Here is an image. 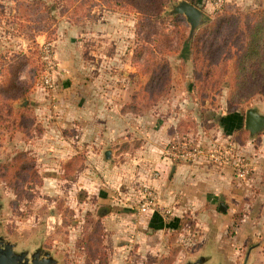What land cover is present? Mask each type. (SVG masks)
Segmentation results:
<instances>
[{
	"label": "rangeland",
	"instance_id": "obj_1",
	"mask_svg": "<svg viewBox=\"0 0 264 264\" xmlns=\"http://www.w3.org/2000/svg\"><path fill=\"white\" fill-rule=\"evenodd\" d=\"M42 1L36 10L29 4L33 0H0V54L29 59L18 72L28 92L13 104L16 112L27 108V128L0 123V237L28 255L47 251L56 264H186L201 255H216L211 264H243L247 252V264H264V226L238 225L245 200L232 215L220 211L219 203L226 202L221 185L214 184L224 169L236 172V158L249 161L238 143L252 142L262 133L250 138L244 120L239 134L226 129L232 60L219 63L215 85L205 89L194 84L190 54L194 35L223 5L248 12L264 0H199L196 7L205 23L190 39L184 16L185 26H166L172 36L162 55L170 70L156 88L148 87L143 63L132 59L137 45L133 11L96 5L90 17L75 22L61 14L59 0ZM176 1L166 3L162 18L177 16L168 14ZM48 48L55 65L50 88L42 80V54ZM241 100L233 108L243 118L252 107L264 113V95ZM67 106H86L89 117L99 107L101 119L108 112L117 119L125 131L107 149L109 158L92 143L70 140L80 121L73 116L72 125H64L61 113ZM129 126L134 132L127 131ZM20 152L31 158L30 173L26 171L30 180L21 198L9 181L12 159ZM93 152H99L98 159ZM144 159L155 165L165 160L167 169L146 166ZM130 165L135 173L146 167L148 177L133 180ZM7 166L8 178L2 172ZM172 166L182 168L179 179L169 177ZM100 179L110 182L102 184L103 199L94 188ZM144 186L153 187L157 196L155 208L146 212L140 211ZM150 211L162 225L145 221Z\"/></svg>",
	"mask_w": 264,
	"mask_h": 264
},
{
	"label": "trees",
	"instance_id": "obj_2",
	"mask_svg": "<svg viewBox=\"0 0 264 264\" xmlns=\"http://www.w3.org/2000/svg\"><path fill=\"white\" fill-rule=\"evenodd\" d=\"M169 1L59 0L58 5L61 8V14L75 22L84 17H90V12L96 5L104 7L118 5L133 11L137 15L135 28L137 45L133 48L132 59L135 63H143L142 71L149 74L148 87L156 88L159 87L160 80L164 79V74L169 76L170 70V65L162 54L171 43L169 40L172 33L165 27L186 25L181 15L170 18L161 17L162 9ZM186 1L194 6L199 4V0ZM29 4L36 10H40L44 5L42 0H33ZM27 7L29 8L30 5ZM168 21L173 22L170 24L167 23ZM154 46L157 48L156 54ZM190 54L194 84L205 89L206 85H215V70L219 63L223 60H232L229 105L226 112V115H230V121L226 129L234 130L239 134L244 118L237 108H233V104L241 103L243 96L264 95V5L248 12L231 5H223L208 24L194 35ZM28 63L29 59L24 55L8 57L0 54V123L12 121V127L20 131L27 128L23 123L27 108L16 112L13 104L28 92L29 85H24L18 79V72ZM203 98L202 96V100ZM19 154L12 159L13 173L9 176V181L21 198L26 193L24 185L27 180H30L28 174L31 169V158L26 157L25 152ZM9 169L8 166L3 168L4 177L8 178Z\"/></svg>",
	"mask_w": 264,
	"mask_h": 264
},
{
	"label": "crops",
	"instance_id": "obj_3",
	"mask_svg": "<svg viewBox=\"0 0 264 264\" xmlns=\"http://www.w3.org/2000/svg\"><path fill=\"white\" fill-rule=\"evenodd\" d=\"M65 108L66 110H64V113L63 110L61 113V121H65L64 125L66 127L72 125L69 120H71L73 116H77L79 118L78 120L80 121L78 127H76L78 130L76 136L74 137V139L70 140L77 145L81 142H84L87 143V145H89V143H92L93 145L100 147V153L103 157L106 150L110 149V146L120 141L118 133L121 131H125L121 130L119 125H117V119L114 118L112 113H105L103 119H101V109L99 107L92 108L91 117H89V108L86 106H79L77 108L67 106ZM124 129H126V127ZM127 131L134 132L133 126H129ZM89 132L92 133V135H90ZM161 139L162 138L160 133V140ZM238 144L239 145L237 146L240 148V151H243V155H245L246 158L248 157L249 161L247 162L250 165L249 174H247L243 178H239L234 174V172L233 175H231L229 169L226 168V171L225 169L224 171H221L222 174L218 179L219 182H215L214 184H220L222 187V197L225 199L227 206L226 210L228 211V214H234L240 202L245 200V202L243 203L245 207V214L243 215L244 218H240V224L238 225H243L244 223H246L249 225L264 226V133L259 135L252 142L249 141L248 143ZM71 152L72 150H70V153ZM111 152V154H114L113 150ZM98 155L99 152L92 153L93 158L98 159ZM136 157L137 156H134V158H132V161H135ZM144 160H147L146 166L150 165L151 167H153L155 165L153 161H150L148 159ZM154 162H156L155 166L159 171L160 165L162 171H164V169H167L165 160L159 159ZM130 168L133 172L131 174L133 180L137 179L139 181H142L143 178L147 175L146 167L139 173H135L136 170L135 168H132V165H130ZM111 169L113 170V167ZM180 172H182V168L180 169V166H175L174 172L172 173V176L175 180L179 179ZM82 175L85 176V173L83 172ZM94 183V188H97L98 190V194L96 195L97 198L103 199L105 193L104 189L102 188V184H105L107 186V184H109L110 182L102 183V180L100 179L98 181L95 180ZM156 191L159 193L158 198L160 202V178L156 180ZM153 216V211H150L144 219L146 222L153 221L157 222L159 225H162L161 219H153ZM246 218H249L250 222L246 221Z\"/></svg>",
	"mask_w": 264,
	"mask_h": 264
},
{
	"label": "water",
	"instance_id": "obj_4",
	"mask_svg": "<svg viewBox=\"0 0 264 264\" xmlns=\"http://www.w3.org/2000/svg\"><path fill=\"white\" fill-rule=\"evenodd\" d=\"M169 15H182L190 26L188 38L190 39L194 31L200 26L204 25V13L196 6L190 4L185 0H177L175 3H170L168 11ZM23 105L26 104V98L22 100ZM244 129L248 131L250 138L264 132V113L260 112L258 108L252 107L245 110L244 114ZM110 150H106L105 157L109 158ZM175 166H172L169 177L172 176ZM226 204L219 203L218 209L222 212L226 211ZM25 251H15L14 245L8 241H4L0 237V264H56V260L47 251L37 249L31 254L30 260L26 256ZM250 252H247L243 264H247ZM211 258L206 256H199L194 261H188L186 264H211Z\"/></svg>",
	"mask_w": 264,
	"mask_h": 264
},
{
	"label": "built area",
	"instance_id": "obj_5",
	"mask_svg": "<svg viewBox=\"0 0 264 264\" xmlns=\"http://www.w3.org/2000/svg\"><path fill=\"white\" fill-rule=\"evenodd\" d=\"M43 51L45 54L44 55L42 54V60L44 62L45 69H44V75L42 77V80H43V84L50 88L53 85L51 75H52V71L55 65L52 63L51 58H49V55H48L49 48ZM234 165L236 166L235 168L236 172L234 173L237 177L243 178L247 174H249L250 165L247 161H243V159L236 158L234 160ZM143 188H144L142 192L143 201L140 205V211L146 212L148 210L155 208V206L157 205V196H156V193L153 187L144 186Z\"/></svg>",
	"mask_w": 264,
	"mask_h": 264
},
{
	"label": "flooded vegetation",
	"instance_id": "obj_6",
	"mask_svg": "<svg viewBox=\"0 0 264 264\" xmlns=\"http://www.w3.org/2000/svg\"><path fill=\"white\" fill-rule=\"evenodd\" d=\"M26 256H27V257L29 258V260H30L31 255L26 254Z\"/></svg>",
	"mask_w": 264,
	"mask_h": 264
}]
</instances>
